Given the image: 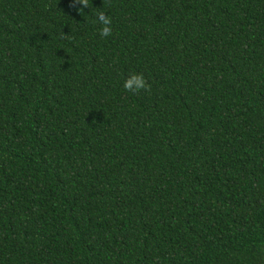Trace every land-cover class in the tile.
Listing matches in <instances>:
<instances>
[{
    "label": "trees",
    "instance_id": "trees-1",
    "mask_svg": "<svg viewBox=\"0 0 264 264\" xmlns=\"http://www.w3.org/2000/svg\"><path fill=\"white\" fill-rule=\"evenodd\" d=\"M89 4L0 0V264H264V0Z\"/></svg>",
    "mask_w": 264,
    "mask_h": 264
},
{
    "label": "clouds",
    "instance_id": "clouds-1",
    "mask_svg": "<svg viewBox=\"0 0 264 264\" xmlns=\"http://www.w3.org/2000/svg\"><path fill=\"white\" fill-rule=\"evenodd\" d=\"M79 5L80 7L77 9L79 12L84 10L85 8H90L92 5L89 4V0H72V6L76 7ZM96 21L103 25L101 28L102 36H109L112 33L111 23L112 20L110 16H108L103 10H101L97 16ZM124 88L128 92L138 93L141 90L150 91L151 85L148 83L143 73H133L124 81Z\"/></svg>",
    "mask_w": 264,
    "mask_h": 264
}]
</instances>
